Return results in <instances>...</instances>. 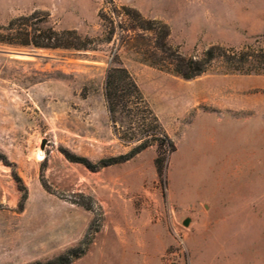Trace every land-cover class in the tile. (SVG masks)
Segmentation results:
<instances>
[{"label": "rangeland", "instance_id": "obj_1", "mask_svg": "<svg viewBox=\"0 0 264 264\" xmlns=\"http://www.w3.org/2000/svg\"><path fill=\"white\" fill-rule=\"evenodd\" d=\"M34 12L92 44H0V264H56L77 248L68 264H264V75L216 58L182 79L151 63L158 35L131 19L166 25L184 57L257 51L264 0H0V25ZM110 67L128 71L174 145L161 175L156 143L97 170L78 160L138 145L113 132Z\"/></svg>", "mask_w": 264, "mask_h": 264}, {"label": "trees", "instance_id": "obj_2", "mask_svg": "<svg viewBox=\"0 0 264 264\" xmlns=\"http://www.w3.org/2000/svg\"><path fill=\"white\" fill-rule=\"evenodd\" d=\"M126 15L130 16L128 13ZM131 19L137 22V28L153 31L158 35L159 39L154 48L156 52L161 53L164 57L155 59L156 61L151 63L182 79L189 80L202 75L216 58L228 65L233 72L264 75V49L236 51L224 49L220 46H212L201 57H184L178 51H171V48L167 45L166 38L169 31L166 25L158 21L143 19L139 13H136V18ZM0 44L14 49L37 48L84 51L90 48L92 40L81 37L72 30L55 31L47 25V21L41 13L34 12L31 15L14 19L6 26L0 25ZM161 61H168V65H162L159 63ZM103 95L115 135L124 143L135 142L138 145L127 154L101 159L96 163H91L86 158L78 160L84 162L87 168L97 170L125 162L147 146L156 143L155 167L157 173L161 175L165 169L168 155L174 151V145L125 68L110 67L107 69L103 84ZM14 176L16 180L20 181L15 173ZM43 188L49 191L44 183ZM25 199L26 195L24 194L23 201ZM82 253L83 250L80 248L69 250L65 256L57 258L56 264H68L72 258H77ZM47 264L54 263L49 261Z\"/></svg>", "mask_w": 264, "mask_h": 264}, {"label": "water", "instance_id": "obj_3", "mask_svg": "<svg viewBox=\"0 0 264 264\" xmlns=\"http://www.w3.org/2000/svg\"><path fill=\"white\" fill-rule=\"evenodd\" d=\"M9 54H11V55H13V56H17V57H29V56H31V55H29V54H26V53H13V52H8ZM44 144V142H42V144H41V149H43V145ZM188 219L187 220H185L184 221V225H187L188 224Z\"/></svg>", "mask_w": 264, "mask_h": 264}, {"label": "bare ground", "instance_id": "obj_4", "mask_svg": "<svg viewBox=\"0 0 264 264\" xmlns=\"http://www.w3.org/2000/svg\"><path fill=\"white\" fill-rule=\"evenodd\" d=\"M41 154H42V153L39 151V152L36 154V157H37V158H40V157H41Z\"/></svg>", "mask_w": 264, "mask_h": 264}]
</instances>
